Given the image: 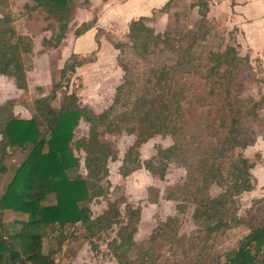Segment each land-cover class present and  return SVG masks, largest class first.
Segmentation results:
<instances>
[{
  "label": "trees",
  "instance_id": "trees-1",
  "mask_svg": "<svg viewBox=\"0 0 264 264\" xmlns=\"http://www.w3.org/2000/svg\"><path fill=\"white\" fill-rule=\"evenodd\" d=\"M8 1L0 0V75L12 79L17 89L26 91L33 44L31 37L16 31ZM33 1L30 8H41L52 20L53 33L45 40L53 47H58L66 38L76 5L89 2ZM170 1L149 16L131 19L123 38L110 34L108 40L119 52L125 46L131 47L136 57L145 62L152 46L169 44L168 32L155 33L149 22L156 12H168ZM194 6L200 15L199 27L190 42L179 49L175 63L161 68L144 66L135 77L129 75L126 64L120 63L124 70L123 82L116 87L112 103L102 112L95 113L81 104L74 92H65L57 107L52 104L57 90L68 86L76 68L95 59L94 54L87 57L74 52L64 60L59 80L53 83L50 92L31 103L24 102L30 112L28 118L13 112L14 105L20 101L7 99L0 104V176L7 169L4 160L16 149L25 154L0 194V264H59L51 250L43 251V238L48 229L60 247L66 237L63 229L80 227L83 238L96 248L93 238L112 230L114 225L118 228L107 246L117 264H158L153 246L176 236L177 218L168 217L154 228L145 242L137 243L134 234L139 208L126 206L127 220L124 221L118 205L110 202L101 214L92 217L90 202L108 195L107 163L117 157L114 145L100 136L121 131L135 136L121 160V176L126 177L143 166L163 178L171 160L186 167V180L169 186L166 194L167 199L178 201L179 212L185 211L187 204L192 205V219L199 227L190 244V248L198 247L197 256L184 264L219 263L213 244L208 243L245 222L237 214L235 197L251 191L256 180L251 172L254 163L237 150L255 142L252 125L262 119L259 112L264 109V94L258 99L241 97L249 78L247 73L254 69L249 54L241 55L238 44L228 45L223 51L210 50L205 55L197 50L198 41L208 31L209 1L196 0ZM95 20L88 22L78 35L93 27ZM189 68L204 81L205 95L198 102L213 114L207 126L210 134L205 137L209 139L208 149L202 154L190 152L204 141L192 138L185 119L187 94L182 73ZM250 79L258 84L264 82L263 77ZM80 121L88 124V131L74 140ZM156 135L170 136L172 143L165 148L158 146L154 156L141 162L140 145ZM80 152H83L82 158ZM81 159L85 176L80 173ZM211 184L223 187V191L210 196ZM261 201V198L253 200L247 213L253 212ZM7 214L15 218L5 221ZM224 257L221 264H264V208L237 246L224 252Z\"/></svg>",
  "mask_w": 264,
  "mask_h": 264
},
{
  "label": "rangeland",
  "instance_id": "rangeland-1",
  "mask_svg": "<svg viewBox=\"0 0 264 264\" xmlns=\"http://www.w3.org/2000/svg\"><path fill=\"white\" fill-rule=\"evenodd\" d=\"M97 2L99 0H89L88 3L79 2L76 5L69 22L66 38L58 47H53L45 40L50 38L53 33L50 25L52 20L46 17V13L41 8L31 9L30 6L34 4L33 0L8 1L13 25L18 33L31 37L33 52L27 69L28 88L26 91L17 89L12 79L0 75V104L7 99L20 101L14 105L13 112H18L15 113L17 116L20 114L29 116L30 112L23 105L24 102L31 103L35 98L48 94L53 83L59 80V69L64 60L74 52L87 57L94 54L95 59L76 68L75 72L70 75L68 86L57 90L52 104L57 107L65 92H74L78 95L81 104H86L95 113H100L112 103L116 87L123 82L124 70L120 63L128 66L129 75L132 77L140 73L144 66L161 68L172 65L176 61L177 52L181 46H186L190 42L192 34L199 27L200 15L197 12V7L194 6L196 0H171L168 12H156L149 22L155 33L164 34L165 31L168 32L169 44L160 43L152 46L146 61L143 62L136 57L129 46H125L121 52L116 49L117 52L115 53L112 42L108 40V37H111L110 31L97 32L100 28L93 26L91 27L94 28L92 36L78 35L80 31L86 29L88 22L98 16L99 5L96 4ZM136 4L139 8L144 3ZM83 8L88 9L87 13L80 14V9ZM261 11V9L258 10L257 14H261ZM161 13H166V17L160 18ZM115 18L120 20L117 15ZM221 19L223 22L216 24V22H208L207 18L208 31L204 38L198 41L197 47V50L203 55L210 50L223 51L228 45L238 44L236 41V36L239 34L238 28L229 17H222ZM256 20L260 21V19ZM120 24L115 26V30L119 29ZM248 30L249 32L240 39L239 52L241 55L249 54L250 56L254 71L247 73V77L261 79L264 76V58H262L264 47H261L264 44V33L260 25L255 24L248 26ZM126 32L127 29L114 31L115 35L120 38H123ZM182 76L187 94L185 119L188 130L196 141H204V143H199L196 149L191 148L190 152L195 151L202 154L208 149L209 139L207 140L205 137L208 132L210 134L207 126L211 123L213 114L205 104L198 102V98L205 95L204 81L199 73L195 74L193 69L189 68L186 72L183 71ZM249 78L245 81L241 97L252 96L258 99L261 94H264V82L258 84ZM259 113L262 117L261 121L252 125L256 132L255 142L244 149L237 150L254 163L251 172L256 184L252 190L257 189L259 193L255 197L251 195V198H248V194L246 195L250 191L237 195L235 197L238 205L237 214L245 221L244 224L229 229L225 234L216 236L215 240L208 243L213 244V252L215 255H219L218 264L224 261V252L237 246L239 239L247 232L248 227L254 225L255 220L260 216L261 208H264V197L260 196L262 193L259 190L264 189V185H260V182L264 184V109ZM87 131L88 124L81 121L74 131V140L85 136ZM134 138L133 134H128L125 131L116 134L105 133L100 136L101 140L114 145L117 157L114 161L109 160L107 163L108 180L110 181L108 195L93 198L90 202L92 217L101 214L110 202L118 205L124 221L127 220L125 217L126 206L139 208V220L134 234L137 243L145 242L160 222L165 221L168 217H175L177 218L176 236L172 235L168 240L162 239L156 242L153 246L154 255L158 264L188 263L194 260L198 253L197 246L190 248L193 235L199 228L192 219L193 206L187 204L185 211L179 212L176 209L178 201L166 198L169 186L182 184L186 180L187 169L182 163L171 160L168 162L163 178L151 174L143 166L126 177L121 176L119 174L121 160L127 147L133 143ZM171 143L170 136L156 135L148 139L139 147L140 161L143 162L154 156L158 146L165 148ZM24 156L25 154L21 149H16L10 157L4 160L7 169L0 176V194L4 191L15 168ZM80 156L82 158L83 152H80ZM82 162L81 159L80 173L85 176L86 170ZM221 191H223V187L217 184H211L208 189L212 197ZM259 198L263 201L255 205L253 212L247 213L253 200ZM14 218L15 216L12 214L4 216L5 221ZM117 228L118 226L114 225L112 230L101 233L99 237L95 236L93 242L96 248L92 247L88 239L83 238V230L80 227L64 228L63 232L66 237L60 247L57 246L49 231L50 229H48L43 238V251L47 253L51 250L54 259L59 264H117L107 246V242L111 237H114ZM55 231L57 232L58 228H55ZM207 264L212 263L208 262Z\"/></svg>",
  "mask_w": 264,
  "mask_h": 264
},
{
  "label": "crops",
  "instance_id": "crops-1",
  "mask_svg": "<svg viewBox=\"0 0 264 264\" xmlns=\"http://www.w3.org/2000/svg\"><path fill=\"white\" fill-rule=\"evenodd\" d=\"M134 1L136 2L134 3ZM167 1L168 0H99V2L96 3L99 5V13L98 16L96 17L94 27H98L102 30H105L106 32L110 31V34L115 35L114 31L126 30L127 24L131 19H136L140 16H149L151 15L154 9L160 8ZM208 1H209V11L207 13V18L209 20L208 22L211 23L216 22V24H219L220 22H223L221 19L222 17L225 18L229 17L232 23H234L235 26L238 28L239 34L236 36V41L238 42V44L240 43L241 37H243L244 35H246L247 32H249V30L247 31V27L250 25H254V24L260 25L261 30L264 33V0H208ZM136 3H144V4L138 8ZM260 9L262 10L261 14H257V11ZM87 10L88 9L85 8L80 9L79 13L80 14L87 13ZM116 15L119 16L120 20L115 18ZM161 17H166V13H161L160 18ZM256 19H260V21H257ZM118 23H121L120 24L121 26H119V29L115 30L116 28L115 26H117ZM93 29L90 28L88 31H85L83 34L85 36L87 35L92 36ZM262 46L264 47V44L261 45V47ZM114 52L116 53L117 50L114 49ZM262 58H264V55L262 56ZM29 116L20 114V117L22 118H28ZM260 185L263 186L264 184L260 182ZM259 190L262 193L260 194V196L264 197V189L261 188ZM258 193H259L258 190L254 189L246 193V195L248 194L249 195L248 198L249 197L251 198V195L252 197H255V195L258 196Z\"/></svg>",
  "mask_w": 264,
  "mask_h": 264
}]
</instances>
